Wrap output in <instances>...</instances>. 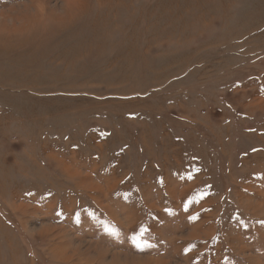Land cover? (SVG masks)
Listing matches in <instances>:
<instances>
[{
  "label": "rangeland",
  "instance_id": "1",
  "mask_svg": "<svg viewBox=\"0 0 264 264\" xmlns=\"http://www.w3.org/2000/svg\"><path fill=\"white\" fill-rule=\"evenodd\" d=\"M0 264H264V0H0Z\"/></svg>",
  "mask_w": 264,
  "mask_h": 264
},
{
  "label": "bare ground",
  "instance_id": "2",
  "mask_svg": "<svg viewBox=\"0 0 264 264\" xmlns=\"http://www.w3.org/2000/svg\"><path fill=\"white\" fill-rule=\"evenodd\" d=\"M17 19H20V18H17ZM22 19H26V20H27V19H28V17L24 16V17H22ZM22 19H21V20H22Z\"/></svg>",
  "mask_w": 264,
  "mask_h": 264
}]
</instances>
